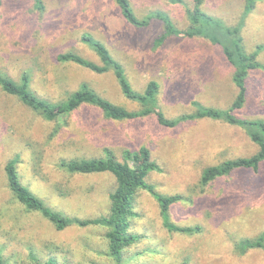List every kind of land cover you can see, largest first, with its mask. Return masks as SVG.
I'll use <instances>...</instances> for the list:
<instances>
[{
	"label": "rangeland",
	"instance_id": "obj_1",
	"mask_svg": "<svg viewBox=\"0 0 264 264\" xmlns=\"http://www.w3.org/2000/svg\"><path fill=\"white\" fill-rule=\"evenodd\" d=\"M129 0L138 18L154 11L168 17L178 31L188 25L186 10L193 0ZM245 0H203L201 9L228 27H235ZM0 0V76L18 83L29 78L28 89L52 104L89 88L102 99L127 111L139 106L122 94L113 73L96 74L56 56L75 53L98 66L97 55L81 41L85 35L101 44L122 66L130 88L142 92L148 82L158 86L157 109L166 119L194 113L199 107L227 110L236 97L233 69L221 52L205 40L168 36L158 48L155 40L164 23L152 20L138 29L126 23L114 0ZM246 53L264 44V1L256 0L241 30ZM257 62L264 67V51ZM246 101L234 112L240 119L264 121V69L250 71ZM155 105V104H154ZM146 147L158 172L147 183L162 195H180L171 206L170 221L179 227H199L191 235L162 227L158 204L138 192L132 232L141 238L116 263L104 255V230L68 227L57 231L40 214L26 210L8 189L4 174L11 161L18 179L52 211L92 219L106 215L114 187L109 174L71 175L60 161L118 159L127 151ZM256 147L243 131L224 122L197 120L165 128L155 115L134 120L105 118L83 105L64 117L44 120L0 89V258L6 264H264L259 249H239L264 233V161L257 171L236 170L201 187L205 168L226 160L250 157ZM33 255V259L30 258Z\"/></svg>",
	"mask_w": 264,
	"mask_h": 264
},
{
	"label": "trees",
	"instance_id": "obj_2",
	"mask_svg": "<svg viewBox=\"0 0 264 264\" xmlns=\"http://www.w3.org/2000/svg\"><path fill=\"white\" fill-rule=\"evenodd\" d=\"M32 1L37 9H44L42 0ZM169 1L172 4H183L181 0ZM255 1L245 0L244 12L239 23L235 27H228L201 9L203 0H193L192 8L186 10L188 25L183 31H178L170 24L168 17L161 12L154 11L141 19L135 15L129 0H114L121 17L132 27L146 28L152 20L164 23L165 27L162 29L161 35L155 40L154 48L160 47L168 36H180L188 40L202 39L218 48L225 62L233 69L231 80L237 89L236 97L227 110L199 107L194 113L180 115L173 120L166 119L157 109L155 100L159 89L157 84L151 81L146 84L142 92L133 91L126 80L121 64L112 58L103 44L85 35L81 41L97 55L101 63L100 66L73 52L60 54L56 56V60L71 62L96 74L111 71L121 94L127 100L136 103L139 106L138 110L127 111L102 99L94 91L84 86L68 96L65 101L52 104L46 100L38 99L29 91V78L26 75H22L18 83L0 76V89L3 93L16 97L20 103L39 114L46 121L67 116L79 107L88 105L99 109L105 118L114 121L134 120L155 115L157 123L165 128H175L181 123L197 120L224 122L241 129L251 143L255 145L256 152L250 157L226 160L218 165L205 168L199 180L200 186L204 187L217 178L228 176L236 170L257 171L264 161V121L261 119H240L234 115V112L239 110L246 101V79L249 72L264 69L256 60L259 53L264 51V44L257 45L251 53H246L240 35L244 19L247 13L253 9ZM59 168L71 175H111L114 179V187L108 196L109 208L106 215L92 219L63 216L48 208L41 199L22 185L13 162L10 161L5 166L4 174L8 189L14 199L26 210L40 214L55 230L62 231L72 226L80 228L93 226L104 230L103 240L107 249L104 255L114 259L116 263H120L123 260L124 251L136 244L141 238L133 233L131 228L133 220L138 217L133 209L134 198L138 192H146L158 204L162 227L166 231L186 235L199 231V227H179L170 221V208L178 203L182 197L180 195H162L147 183L146 178L149 173L158 172L159 169L151 160L150 152L146 147H140L138 151H127L121 161L112 152L105 150L104 158L60 161ZM262 242H264V233L253 243L248 240L243 241L240 243L239 249H259ZM30 258L33 259V255H30ZM0 264H6L5 260L0 258ZM43 264H57V262L53 258H48Z\"/></svg>",
	"mask_w": 264,
	"mask_h": 264
}]
</instances>
